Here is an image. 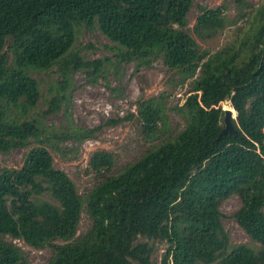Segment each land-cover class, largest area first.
Here are the masks:
<instances>
[{
	"label": "trees",
	"instance_id": "1",
	"mask_svg": "<svg viewBox=\"0 0 264 264\" xmlns=\"http://www.w3.org/2000/svg\"><path fill=\"white\" fill-rule=\"evenodd\" d=\"M192 4L0 0V153L35 143L18 168L0 169V264H28L5 236L49 247L45 264H154V241L166 244L159 264H264V2L234 43L213 52L189 34ZM225 8L196 5L195 37L220 30ZM79 25L113 42L117 61L135 60L138 68L160 57L180 82L190 79L176 107L183 126L117 171L111 152L92 151L87 166L97 183L83 196L44 145L92 138L100 126L55 131L29 116L42 96L29 71L55 66L60 79L48 85L45 102V112L55 113L70 73L102 70V59H83L72 48ZM224 101L236 115L233 132L220 134ZM129 115L150 140L166 131L162 93L139 100ZM231 195L240 202L232 218L256 248L229 243L218 208ZM82 211L90 223L78 235Z\"/></svg>",
	"mask_w": 264,
	"mask_h": 264
},
{
	"label": "rangeland",
	"instance_id": "2",
	"mask_svg": "<svg viewBox=\"0 0 264 264\" xmlns=\"http://www.w3.org/2000/svg\"><path fill=\"white\" fill-rule=\"evenodd\" d=\"M249 7L237 6L232 0H192V6L186 16L189 34L202 49L213 52L226 44H232L249 27L253 9L264 0H245ZM226 6L223 16V27L212 36L200 40L191 31L197 14L196 5L214 8L219 4ZM246 13L245 15H242ZM247 19V20H246ZM115 44L106 39L95 27L86 28L79 25L75 28L72 48L86 60L102 59L103 67L98 76H91L83 70L74 71L68 76V87L64 93L60 108L55 113H47L46 100L48 85L60 79L52 66L46 71H29L37 80L42 94L36 105L29 111V116L37 120L44 128L62 131L69 127L91 128L100 126L92 138L74 141L65 140L54 145L45 144L52 157L53 166L65 172L80 195H85L96 183L97 178L88 169V157L94 150H106L114 157L113 171L120 170L124 165L139 157L145 150L172 136L183 126L181 112L176 107L181 105L188 89L190 79L180 82L178 73L169 70L160 57L150 60L148 65L136 67L135 60L117 61L114 56ZM92 79H94L92 81ZM163 94L166 131L157 134L156 140L144 136L138 121L130 117L135 114L137 102L141 99ZM224 101L221 108H229ZM117 120L108 124L107 121ZM54 142V141H53ZM35 143L24 148L12 149L0 153L1 168H18L25 151ZM38 199L53 201L47 194ZM239 199L231 195L219 204L222 214L221 224L227 232L230 244H245L256 248L232 218V213L239 207ZM89 219L82 211L77 225L76 234H82L89 226ZM4 239L17 245L23 252L28 264H45L51 256L49 247L32 248L19 239L5 236ZM61 241H56L60 243ZM152 260L159 264L165 249L164 242L154 241Z\"/></svg>",
	"mask_w": 264,
	"mask_h": 264
},
{
	"label": "water",
	"instance_id": "3",
	"mask_svg": "<svg viewBox=\"0 0 264 264\" xmlns=\"http://www.w3.org/2000/svg\"><path fill=\"white\" fill-rule=\"evenodd\" d=\"M222 111H223V117H222V122H223V127L220 131V134L221 133H226V132H233V127H232V124L230 122V119L231 118H235V110H234V115L231 114V111L229 108H221Z\"/></svg>",
	"mask_w": 264,
	"mask_h": 264
},
{
	"label": "bare ground",
	"instance_id": "4",
	"mask_svg": "<svg viewBox=\"0 0 264 264\" xmlns=\"http://www.w3.org/2000/svg\"><path fill=\"white\" fill-rule=\"evenodd\" d=\"M230 109V108H229ZM230 111H231V114L233 115L234 114V110L233 109H230Z\"/></svg>",
	"mask_w": 264,
	"mask_h": 264
}]
</instances>
